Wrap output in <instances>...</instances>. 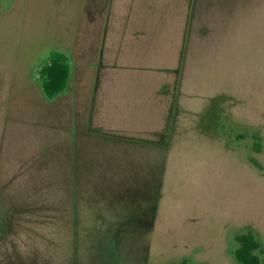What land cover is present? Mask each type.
<instances>
[{"label":"rangeland","instance_id":"obj_1","mask_svg":"<svg viewBox=\"0 0 264 264\" xmlns=\"http://www.w3.org/2000/svg\"><path fill=\"white\" fill-rule=\"evenodd\" d=\"M248 234L264 264V0H0V264H241Z\"/></svg>","mask_w":264,"mask_h":264},{"label":"trees","instance_id":"obj_2","mask_svg":"<svg viewBox=\"0 0 264 264\" xmlns=\"http://www.w3.org/2000/svg\"><path fill=\"white\" fill-rule=\"evenodd\" d=\"M42 89L49 100L55 99L68 88L71 78V69L59 57L52 59L50 64L41 70ZM241 244L236 252V258L241 264H260L259 257L255 252L261 245L256 241L252 234L244 235L239 238ZM181 264H188L187 261Z\"/></svg>","mask_w":264,"mask_h":264},{"label":"crops","instance_id":"obj_3","mask_svg":"<svg viewBox=\"0 0 264 264\" xmlns=\"http://www.w3.org/2000/svg\"><path fill=\"white\" fill-rule=\"evenodd\" d=\"M145 70H146V69H145ZM145 72H148V71H145ZM159 89H160V85H159L158 89L155 90V93H156ZM146 98L149 100V92L147 93ZM157 100H158V99H157ZM95 114H96V115L98 114V109H97V107H96ZM130 136H132V135H130Z\"/></svg>","mask_w":264,"mask_h":264}]
</instances>
